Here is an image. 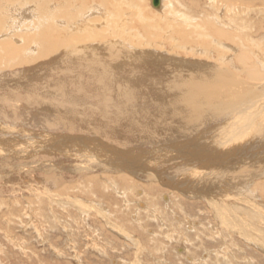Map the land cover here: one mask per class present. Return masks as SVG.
Instances as JSON below:
<instances>
[{"label":"rangeland","instance_id":"1","mask_svg":"<svg viewBox=\"0 0 264 264\" xmlns=\"http://www.w3.org/2000/svg\"><path fill=\"white\" fill-rule=\"evenodd\" d=\"M65 1L43 0V4L39 5L44 13L41 24L43 21L48 20L49 25L47 28L45 27L47 25L43 23L41 26L44 28L41 29V27V30H37L38 25L35 27V21L32 23L27 18H21L22 21L18 20V17L15 18L17 19L15 25L22 26L20 28L17 26L19 31L12 33L11 36L20 40L23 35L28 34L34 37V41L38 39L35 43L33 42L34 45L38 42V46H35L38 53L41 50L52 48L62 50V47H60L62 41L53 39L47 41L50 32L56 33V37L64 39L65 50L58 51L57 57L51 56L46 60L45 62L48 65L42 67L41 64L30 62L28 69H31L20 75L17 72L11 74L10 70H15L13 65L17 64L15 60L23 57V53L20 52L21 55L19 54L18 57H16L17 55L11 57L9 54V57H6L4 55L5 51H3L4 48L0 47V66L2 67L0 69V113L3 115V117L0 116V118L2 117L0 119V129L13 126L16 130L14 133L16 137L12 132L8 134L11 138H14L8 145L0 143L3 148L0 147V264H264V137L259 144L253 139L254 145L257 146L252 150L250 148V152L246 155L241 154L239 151H235L232 153L233 155L226 156L223 159H220L223 156L217 155L219 162L215 163V167L202 166L198 159H194L195 163L192 167H181L183 158L187 157L185 156L187 155L184 152L185 150L182 149L181 152H176L174 155L171 150H164L161 153L162 149L160 148L181 145L185 140L194 138L193 135H196L193 133L194 130L203 129V131H207L206 128L210 127V123L207 119L205 122L202 119L204 115L202 113L206 110L204 109V112L202 110L199 117L189 115L190 119L185 118L187 111L182 104L183 95L179 94L178 96L170 90L169 92L166 91L169 98H162L163 95L161 94L154 102L150 93L154 88H149L152 83L151 81L148 83L149 79H146L144 84H147L145 87L139 86L141 91L139 96L143 98L142 102L137 105L138 111L142 113L140 119L122 124L113 119V114L117 113L119 109L114 108L112 104L108 108L109 104L102 100L103 93L100 92L102 90L97 89L98 85L93 82V76L91 75L89 80L88 76L90 74L86 72L89 70L87 68L89 65V68H91L89 62L96 61L98 65H112L111 71L115 76H119L123 71V66L119 67L120 63V65L123 64L121 58L124 57L123 54L127 53L125 50H130L129 55L131 57L133 53H145L146 57L144 55L143 59H149V62H147L149 64L139 65V68L149 76L151 75L150 77L159 79L165 87L171 88L176 86L182 77L188 76L186 72L191 73L187 70V64L190 63L187 60L192 59L191 57L195 56L194 53L200 59L204 51L200 54L198 50H202L199 48L202 45L204 50L209 48L207 49L208 53L205 50L206 53L204 54H207L209 59L212 56L211 60L206 58L207 62H213L218 58L219 64L229 67L235 73V76L237 75V79L241 77V81L254 82L253 84H255V80L247 74L248 71L238 70V68L246 69V65L238 60V56H240L242 50L247 49L248 51L250 48V52L248 51L250 58H252L250 61H253L258 69L259 65H264V20L262 18L264 17V10H257V7H253L254 12L251 10L249 12L252 13L251 15L248 12L246 13V20L245 17L242 20V17L235 15L234 21L236 20L237 23H232L231 30L235 28L236 31L233 29L230 33L234 35L233 38L235 39L240 35L238 38L243 43L237 45V47L242 50L235 53V55L233 54L231 58H229L230 54L227 55L228 58H222L223 54L215 49L216 46L212 42H208L209 44L205 42L204 44L199 40L197 44V35L191 33L193 28L196 29L191 25V22L199 20L201 18L200 14H213L211 8H207L209 12H206L205 4L207 1L205 0H164V4L166 3L164 12L168 11L167 13H157L151 0H141L142 2L140 0L138 2L137 0H123L124 2L121 0H101V2L100 0ZM120 1L122 4H120ZM194 1L198 4H193ZM103 2H106L105 6H103ZM109 2L110 5H113L110 6ZM114 2L118 3V6ZM128 3L132 6H129ZM197 5L199 9L196 8ZM27 7L25 5L26 9ZM51 7L52 9H50ZM103 8L107 11L104 12ZM108 10H112L110 12L115 11V14L110 12L109 14ZM48 13H51L50 16ZM106 13L109 14L108 18ZM168 13L171 15H168ZM172 15H176L177 18L180 17L179 28L174 24L179 20L176 16L173 18ZM221 15H218L222 17L218 18L220 22L225 19L224 13ZM53 17L56 19L53 20ZM101 19L104 20V24L102 21L101 24L99 22L96 25L91 23L94 20ZM56 20L59 22L58 24ZM175 20L177 21L175 22ZM186 22L188 25L185 24ZM242 23H245V27L242 26ZM181 24L184 25L183 28ZM51 27L55 30H50ZM241 27L244 28V31L239 32L242 29ZM89 28L97 34L100 33L98 36L103 35L105 40L97 38L95 41L88 42V39L86 40L88 32L86 33V31ZM206 28V32L208 31L207 33L213 35L214 31L211 32L212 27ZM245 30H253V34L259 33L253 35L248 32V34ZM84 33L87 34L86 37ZM190 38L193 39L190 40ZM216 38L219 39V36L216 35ZM12 39L9 38L8 40ZM112 39H115V41ZM111 40V43L117 44L114 48L117 50L112 49L113 53L119 54L118 56L121 58L118 56H113V59L110 58L112 52L109 47L100 49L98 44L109 43ZM222 40L230 48L236 46L229 44L226 39L221 38L220 41ZM101 41H104V43ZM96 44L97 47H95ZM179 44L180 46L183 45L184 47H181L185 49L178 46ZM23 45L25 50L30 48V46ZM88 45L90 50L93 49L91 51L94 52L92 55L88 53ZM197 45H199L198 48H195ZM118 46L120 48H117ZM19 47H22V45ZM186 47H190L189 49L193 51V54ZM196 49H198L197 52ZM119 50L124 51V53H118ZM185 52H188V54L186 55ZM26 53L29 54V51ZM26 53L24 55H28ZM120 53L123 56H120ZM33 55L35 56V54ZM170 58L177 62L181 60L186 63L181 66L180 62L179 65L176 62L177 67L174 66L168 70L166 65L172 63ZM217 60L214 63H217ZM129 61L127 62L129 63ZM196 61L198 60L196 59ZM198 63L201 64L200 61ZM38 66L41 68H38ZM63 66L71 74H76L74 84L72 81L70 83L69 79L60 77L61 67ZM132 66L134 65L132 64L126 71L125 82H118L117 80H114V82L119 86L130 85L132 76L137 74V69L134 71ZM199 68H202V66L193 64L190 70L195 71ZM171 69H174V71L172 72ZM138 72L140 73V70ZM260 72L264 73V69H260ZM171 75H174V78ZM88 82L92 87L89 86ZM62 83L67 88L71 85L72 89H81L83 92L82 97L76 95L72 104H68L67 100L61 101L60 95L57 94L59 90L56 89ZM95 89H97L96 92ZM71 91L72 95L66 97L67 99L74 97V92ZM143 92L144 95L142 96ZM65 103L71 105V107H66ZM125 111L124 108L123 111L119 112L123 114L126 113ZM61 114L67 119L65 122L73 123L69 126L76 131L77 138L74 142L68 141L67 144H61L60 142L63 139L52 136H61L62 133L70 131H66L65 129H68L66 127L64 129L58 127ZM42 117L46 118L48 122H45ZM187 119L188 121H186ZM262 119L256 117L254 122L250 124L247 119L242 118L234 129L242 128L239 130L241 131L261 126ZM188 122L191 124L187 125ZM46 123H53L56 126L51 128ZM213 125L214 128L216 126L220 127L223 122L214 123ZM93 129L96 134L92 132ZM22 130L24 136L21 137ZM26 131H30V133H26ZM1 132L0 139H3L0 141L7 140L3 130ZM96 136H98V139ZM45 139H52L46 143L47 146L42 143ZM211 139L214 141V137L207 135L205 140L212 144ZM101 140L104 141L101 142ZM23 143L28 147L31 145L36 146L35 150L37 151L33 155H27L26 152L32 148L27 147L28 150L23 147L22 149L18 148ZM55 143L60 144L54 145ZM105 143L107 147L115 145L114 147L119 150L126 149L125 151H128L126 152L128 156L122 158L123 161L125 160L129 164L126 168L127 171H124V169L113 171L107 170V168L95 169L96 171L90 170L94 166L97 168L99 165L104 166L105 161L101 162L96 155L93 158L89 156L85 158L86 153L89 155L102 154L103 152L97 151L96 147H101ZM42 145L43 148H41ZM88 146L89 148H87ZM135 147L137 150H134ZM90 150L92 153H90ZM154 150H160V152ZM149 151L154 152L150 154V157L145 158V152ZM132 152L137 158L132 156ZM235 154L237 156H234ZM154 159L157 164L153 163ZM223 161H226V163ZM132 162L133 165H130ZM134 165L152 169L150 171L154 173L147 171L150 173L145 172L144 174L147 176L145 175L142 179L141 176L133 174ZM152 166L156 168H152ZM207 173L215 177L211 179ZM107 174L110 175L106 176ZM124 175L129 176L127 180H125ZM218 175H221L222 178ZM154 178H157L155 182ZM205 178L207 179L205 180ZM158 179H160L159 181L162 180V184ZM191 180L194 182H190ZM216 182L217 184H215ZM176 183L181 184L180 188ZM228 188L229 190H227ZM204 191L208 193L207 196ZM219 206L228 207L231 212L233 211L231 214L233 220L225 218L226 221L230 220L226 222L223 218L220 219L221 217L216 210V207ZM244 214H247L249 218Z\"/></svg>","mask_w":264,"mask_h":264},{"label":"bare ground","instance_id":"2","mask_svg":"<svg viewBox=\"0 0 264 264\" xmlns=\"http://www.w3.org/2000/svg\"><path fill=\"white\" fill-rule=\"evenodd\" d=\"M64 1V0H63ZM67 1V0H66ZM65 1V2H66ZM103 1V0H102ZM113 1V0H112ZM122 2H124L123 0H121ZM120 1V2H121ZM192 1V0H191ZM207 1L206 4H205V10L206 12L209 10H207V8H211L213 10V14H200V19L197 20V21H194V22H191L194 27H196V29L193 28V30L191 31L192 35L195 34L197 35L198 37V40L196 41V43L201 40L200 42H203L205 44V42H212V44H214L216 47L215 49L220 52L221 54H223V57L222 58H228V54H230L229 58H231L233 56V54L235 55V53H238L240 50H242L241 48H238L237 45H242L243 42H241V39L238 38L240 35H238L237 33V39L233 38V34H231L230 32L235 28H233L231 30V25L232 23H237L236 20L234 21V18L236 17L235 15L237 14L238 17H242V20H244L243 18L246 15V13L248 12H254V8L253 7H257V10H264V0H205ZM54 2V1H53ZM94 3V1H92ZM101 2V0H100ZM118 2V1H117ZM122 2L120 4H122ZM134 2V1H132ZM131 2V3H132ZM138 2V0H137ZM140 2H142L140 0ZM41 3L43 4V0H0V47L3 49L4 52V55L6 57H9V55L12 57L14 55H17L16 57L19 56L20 52L23 53V57H21L19 60H15V63L16 65L14 66L13 65V68H15V70H10V73L11 74H16L19 73L20 74H23L25 71L31 69L29 68L28 69V65H30L31 63L30 62H34L36 64H41L40 66H45V65H48V63H46L45 61L48 60L49 58L54 57L57 55V52H61V51H64L65 50V46H64V43L65 41H63L64 39H60L59 37H56V33H53V32H50L49 33V38H48V42L50 40H58V41H62L60 42V47H62V50L61 49H56V48H52V49H48V50H41L39 53L35 50V46H38V42L34 45V43L36 41H34V37L32 36H29L28 34H25L21 37V39H16L17 37H12L11 34L14 33V32H18L19 29L17 28V26L20 28V26L22 25H15V23H17V19H15L16 17H18L19 19L18 20H21V18H27L30 22H34L35 21V27L38 25V28L36 27L37 30H41L43 29L44 27H42L41 25L44 23L46 24L47 26H45L46 28L48 27L49 25V21H43L42 24H41V21L43 19V11L41 10L42 8L40 7L41 6ZM64 3V2H63ZM116 3V2H114ZM126 3V1H125ZM124 3V4H125ZM151 3H152V6L154 8H156V12L157 13H162L164 12V9L166 7V3L164 4V0H159V4H154L153 0H151ZM196 3L198 4V2L194 1L193 4L196 5ZM89 4V3H88ZM102 4V3H101ZM106 5V2L104 3L103 2V6ZM118 3H116L117 5ZM127 4V3H126ZM25 5H27V9L25 8ZM40 5V6H39ZM62 5V4H61ZM109 5H110V2H109ZM113 5V4H111ZM110 5V6H111ZM115 5V4H114ZM115 5V6H116ZM129 6H132L131 4L128 3ZM187 5V4H186ZM48 6V5H46ZM118 6V5H117ZM192 6V4H191ZM190 6V7H191ZM33 7V8H31ZM45 7V6H43ZM65 7V6H64ZM89 7V6H88ZM96 7V6H95ZM114 7V6H113ZM140 7V5H139ZM198 7V5L196 6V8ZM203 7V6H202ZM100 8V7H99ZM98 8V9H99ZM106 8V7H105ZM105 8H103L104 12H105ZM109 8V7H108ZM195 8V7H194ZM35 9V10H33ZM49 9V8H48ZM52 9V7L50 8ZM116 9V8H115ZM199 9V7L197 8ZM202 9V8H201ZM90 10V9H89ZM96 10V9H95ZM117 10V9H116ZM190 10V8H189ZM204 10V11H205ZM251 10V11H250ZM46 11V10H45ZM51 11V10H50ZM107 11V10H106ZM112 11V10H110ZM108 10V13L110 12ZM211 11V10H210ZM54 12H56L54 10ZM58 12V11H57ZM115 12V11H114ZM114 12H110L111 14H113ZM168 12V11H167ZM167 12H164V13H167ZM197 12V11H196ZM109 13V14H110ZM224 13V16H225V19L220 22L219 19L222 18L218 15H221ZM242 13H245L244 15H241ZM49 14V13H48ZM51 14V13H50ZM49 14V16H50ZM107 15V18H108V15ZM115 14V13H114ZM170 13H168L169 15ZM181 14V13H180ZM194 14V13H193ZM198 14V16H199ZM218 14V15H217ZM250 15L252 13H249ZM171 15V14H170ZM178 15V14H177ZM217 15V16H216ZM112 16V15H111ZM165 16H167L165 14ZM173 16V15H172ZM176 16V15H175ZM173 16V18L175 17ZM216 16V17H215ZM222 16V15H221ZM34 17V18H33ZM105 17V16H104ZM179 17V16H178ZM188 17V16H187ZM204 17H206V19H204ZM52 18V16H51ZM110 18V17H109ZM123 18V17H122ZM167 18V17H166ZM177 18V16H176ZM175 18V19H176ZM180 18V17H179ZM179 18H177V20H179ZM215 18H219L218 20L215 19ZM263 20H264V17H262ZM56 19L53 17V20ZM100 19V18H99ZM168 19V18H167ZM215 19V20H214ZM247 18L245 17V20ZM60 20V19H58ZM62 20V19H61ZM111 20V19H110ZM166 20V19H165ZM173 20V19H172ZM175 20V22L177 21ZM190 20V19H189ZM194 20V19H193ZM192 20V21H193ZM242 20L240 21V23L242 22ZM262 20V19H261ZM260 20V21H261ZM101 21L103 23V19L101 20H97V21H93L91 23H95L98 24L100 22L101 24ZM181 21V19L179 21H177V23H174L175 25H177L178 27V23ZM252 21V20H251ZM249 21V22H251ZM29 22V23H30ZM55 22V21H54ZM57 24L59 23L57 20H56ZM55 22V23H56ZM167 22V21H166ZM174 22V21H173ZM190 22V21H189ZM245 22V21H243ZM19 23V22H18ZM22 23V22H21ZM108 23V22H107ZM170 23V22H169ZM51 24V23H50ZM54 24V23H53ZM104 24V23H103ZM112 24V23H111ZM184 24V23H182ZM181 24V27L184 26ZM187 24V22L185 23ZM243 27L245 23H242ZM251 24V23H249ZM264 24V23H263ZM188 25V24H187ZM239 25V24H237ZM246 25H247V22H246ZM252 26H254L253 24H251ZM59 27V25H57ZM92 26V25H91ZM101 26V25H100ZM170 26V25H169ZM210 26L212 27V31H214L213 35H210L211 33H207L206 32V27H209ZM235 26V25H234ZM251 26V27H252ZM42 27V28H41ZM238 28V26H236ZM240 27V26H239ZM41 28V29H40ZM45 28V29H46ZM75 28V27H74ZM99 28V26H98ZM179 28V27H178ZM183 28V27H182ZM242 28V27H241ZM240 28V29H241ZM255 28V27H254ZM50 30H55V29H52L49 28ZM160 29V28H159ZM73 30V29H72ZM200 30V32H199ZM209 30V29H208ZM236 31V30H235ZM234 31V32H235ZM244 31V28L241 29V31L239 32H242ZM247 33H251L253 34V30H245ZM261 31V30H260ZM85 32V30H84ZM88 32V33H87ZM210 32V31H209ZM86 33L88 34V37L87 34H85V37H86V40L89 42L91 40H96L97 38L98 39H101L103 40L104 37L103 35L101 36H98V34L100 33H96L94 32L93 29H88L86 31ZM182 33V32H181ZM184 33V32H183ZM248 33V34H249ZM259 32L253 34V35H258ZM84 34H83V39H84ZM187 34V33H186ZM189 34V33H188ZM14 35H18V34H14ZM106 35V33H105ZM185 35V34H184ZM216 35L219 36V39L221 40V38L223 39H226V41L229 43V44H233V45H236L235 47H229L228 44H225L224 41H220L219 39L216 38ZM9 36V37H8ZM187 36V35H186ZM4 37V38H2ZM150 37V36H149ZM157 37V35H156ZM171 37V36H169ZM189 37V35H188ZM193 37V36H192ZM221 37V38H220ZM246 37V36H245ZM9 38H13L12 40H8ZM33 38V39H32ZM111 38V37H110ZM154 38V37H153ZM168 38V37H167ZM182 38V37H181ZM185 38V37H183ZM243 38V37H242ZM264 38V37H263ZM169 39V38H168ZM193 39V38H190V40ZM195 39V38H194ZM82 40V39H81ZM85 40V41H86ZM105 40V39H104ZM115 41V39H112ZM112 40L108 43L106 42L105 44H98L100 49L102 48H107L109 47L110 51L112 52L111 54V57L110 58H114L113 56H118L117 53H113L112 49L113 50H117V49H114L116 47L117 44H113L111 43ZM189 40V39H188ZM219 40V41H218ZM260 40V38H259ZM43 41V39H42ZM46 41V40H45ZM83 41V40H82ZM109 41V40H108ZM113 41V42H114ZM34 42V43H33ZM93 42V41H92ZM104 43V41H101ZM190 42V41H189ZM192 42V41H191ZM247 42V41H246ZM94 43V42H93ZM92 43V44H93ZM149 43V42H148ZM245 43V41H244ZM249 44V42H247ZM252 43V42H251ZM254 43V41H253ZM27 45V46H30V48L28 50H25V48L23 47L24 45ZM198 44V43H197ZM209 44V43H208ZM22 47H19L21 46ZM152 45V44H151ZM155 45V44H154ZM211 45V44H210ZM209 45V46H210ZM213 45V46H214ZM255 45V44H253ZM40 46V45H39ZM44 46V45H43ZM176 46V44H175ZM180 46V44L178 45ZM183 46V45H181ZM180 46V47H181ZM187 46V45H186ZM199 45H197L195 48H198ZM208 46V45H207ZM206 46V47H207ZM220 46V47H219ZM248 46V45H247ZM45 47V46H44ZM97 47V44L96 46ZM124 47V46H123ZM152 47V46H151ZM184 47V46H183ZM181 47V48H183ZM188 47V46H187ZM186 49H189L187 48ZM243 47V46H241ZM34 48V49H33ZM117 48H120L119 46ZM122 48V47H121ZM128 48V47H126ZM180 48V49H181ZM199 48H201L202 50H198L196 49L195 51L197 52H203L204 53H208V50L209 48H206V52L205 50L203 49L202 45L199 46ZM212 48V47H211ZM210 48V49H211ZM33 52H32V50ZM39 49V48H38ZM98 48V50H100ZM123 49V48H122ZM156 49V48H155ZM185 49V48H183ZM213 49V48H212ZM250 49V48H249ZM248 49V51L250 52V50ZM93 50V49H92ZM92 50H90V47L88 45V53H91L90 55H92L94 52H91ZM190 50V49H189ZM245 50V49H244ZM29 51V54L32 56H30L28 53ZM84 51V50H83ZM127 53L123 54L124 57H119L121 58L122 60V65L119 64V67L120 66H123V71H122V74L119 75V76H115V74L111 71V66H108L110 64H108L107 66H103V64L101 65H98V62H94V61H91L89 62L91 64V68L90 65L89 67H87L89 70L86 71L88 72L90 75L88 76V73H87V76L89 77V80H90V77L91 75L93 76V82H96V85H98V88L97 89H101L102 91H100L102 94V100L103 102L105 101L106 104H109L108 105V108H110L109 106L112 104L114 105V108L116 107L117 109H119V111H123L124 108L126 109V113H121V112H115V114H113V119L114 121H118L119 123H129L130 121L132 122H135L140 116L142 113H140L138 111V108H137V105L142 102L143 98H141L139 95L141 93L140 89H139V86H144L147 84H144L146 82V79L148 80V83L149 81H151V86L150 87H153L154 89H152L150 91L151 93V96H153L151 99L154 100H157V97H160V95L162 94L163 97L162 98H165L167 97L166 95V91L169 92L170 91H174V94H182L183 95V99H182V104L184 105V107L186 108V117L185 118H188L190 119L189 115L191 116H198L200 115V113L204 112V109L206 110L202 117V119H204V122L205 120L207 119L208 120V123H210V127H207L206 130L207 131H203V129H199L198 131H195L194 130V134L196 135H193V133H191V135H193L194 138H190L188 139L187 141L185 140V142H182L181 145H178L175 146L176 147H162L160 149L161 150V153L164 152V150H171V153H176V152H181V150H185L184 152L187 153V156L186 158L184 157L183 159V164L181 165V167L183 166H186V167H192L195 163L194 159H198L201 163V165H205L206 167H210V166H214L215 163L219 162V160L217 158V155L219 156H223L221 157L220 159H223L224 157L226 156H231L233 155L232 153H234L235 151H239L241 154H247L248 152H250V148L251 150L252 149H255L257 145H254L255 142H253L254 140H256V142L261 143L263 141V137H264V73L260 72V69H264V65H259V69L256 67L255 63L252 61H250L252 58H250V53L247 51V49L245 51L242 50V52H240V56H238V60L246 65V69H240L238 68L239 71L242 70V72H247L248 71V75L249 77H251L253 80H255V84H253L254 82H251L249 83L248 81H241V77L239 79L236 78L235 76V73L231 71V69H229V67H224L222 66L221 64H219L218 60H217V63L214 61H210V62H207L206 58H208L207 54H201V58L199 59L196 54L194 53L195 56H192L191 58L192 59H189L187 60V62H190L189 65L187 64V70L190 71L191 73H187L186 74L188 75L187 77H182V79H180L178 81V84H176V86H173L171 88H168V87H165L164 84H161L159 79L157 80V78H152L149 76V74H146V72L142 71L140 68H139V65H145V64H149L147 62H149L148 60L146 59H143V56L145 55L146 57V54H136V53H133L132 57L129 55L130 54V50H125ZM182 51V49H181ZM191 51V50H190ZM118 53L121 52L120 50L117 51ZM132 52V51H131ZM135 52V51H134ZM144 52V51H143ZM193 54V51H191ZM213 52H214V49H213ZM24 53L28 54V55H24ZM41 53V54H40ZM54 53V55H52ZM85 53V52H84ZM121 53H124V51H122ZM120 53V54H121ZM186 53V52H185ZM219 53V54H220ZM9 54V55H8ZM35 54V56L33 55ZM132 54V53H131ZM174 54V53H172ZM188 54V52L186 53V55ZM21 55V54H20ZM40 55V56H39ZM122 54L120 56H123ZM149 55V54H147ZM153 55V54H152ZM203 55V56H202ZM214 56V55H213ZM217 56V55H216ZM57 57V56H56ZM127 57V58H126ZM189 57V56H188ZM193 57H195L198 61H196V59H194ZM209 57H210V54H209ZM27 58V61L25 62ZM118 58V59H119ZM125 58L127 59V61H129V63L125 60ZM161 58V57H160ZM178 58V57H177ZM221 58V59H222ZM31 59L29 62L28 60ZM171 59V58H170ZM212 59V56L209 60ZM208 60V61H209ZM224 60V59H223ZM222 60V61H223ZM237 60V61H238ZM39 61V62H38ZM75 61V60H74ZM101 61V60H100ZM99 61V62H100ZM120 61V59H119ZM160 61V60H159ZM172 63L170 65H166V68L169 70L170 68L176 66V64L179 65V62L181 64V66L183 65V63H186L185 61H181V60H178L177 61H174L172 60ZM195 61V62H193ZM201 62V64H199L198 62ZM238 61V62H239ZM177 62V63H176ZM116 63V66L118 65ZM126 63V64H125ZM132 63L134 66H132V68H134V71H136L137 69V74L136 75H133L132 79L130 80V87L128 86H119L117 83L114 82V80H117L118 82L120 81H123L125 82L126 81V71L129 69V67L132 65L130 64ZM160 63V62H159ZM176 63V64H175ZM222 63V62H221ZM66 64V63H65ZM193 64H197V65H200L202 66V68H199L195 71H191L190 68L193 66ZM161 65V64H160ZM226 65V64H225ZM229 65V64H228ZM38 66V68L40 67ZM103 66V67H102ZM115 66V67H116ZM138 66V67H136ZM181 66L179 67L181 69ZM185 66V65H184ZM190 66V67H189ZM234 67L236 65H233ZM232 66V67H233ZM119 67H116V68H119ZM177 67V66H176ZM248 67H250V69L252 70L250 72V69H248ZM16 68H19V69H16ZM41 68V67H40ZM72 68V67H71ZM125 68V69H124ZM162 68V67H161ZM0 69H2V67L0 66ZM62 69V72H61V75L60 77L62 79H69V82L74 84L73 81L76 80L75 76L76 74H71L70 72H68L67 70H65L64 66L61 67ZM99 69V70H98ZM145 69V68H144ZM237 69V68H236ZM138 70H140V73L138 72ZM146 70V69H145ZM172 70V69H171ZM179 70V69H178ZM233 70V69H232ZM67 71V72H66ZM71 71H73L71 69ZM100 71V72H99ZM163 71V70H162ZM174 71V69L172 70V72ZM149 72V71H147ZM176 72V71H175ZM241 72V73H242ZM85 73V72H84ZM160 73V72H159ZM178 73V72H177ZM182 73V71H181ZM2 74V73H1ZM161 74V73H160ZM164 74V73H163ZM238 74V73H237ZM162 75V74H161ZM243 75V74H242ZM241 75V76H242ZM1 76V75H0ZM23 76V75H22ZM86 76V75H85ZM154 76V75H153ZM164 76V75H163ZM174 75H171L172 78ZM177 76V75H176ZM175 76V77H176ZM181 76V75H180ZM183 76V75H182ZM186 76V75H185ZM240 76V75H239ZM82 77V76H81ZM80 77V78H81ZM115 77H117V79H115ZM170 77V76H169ZM79 78V76H78ZM142 78V79H141ZM187 78V79H186ZM92 79V78H91ZM161 79V78H160ZM185 79V80H183ZM247 79V78H246ZM250 79V80H252ZM95 80V81H94ZM177 80V79H176ZM243 80V79H242ZM80 82V80H79ZM140 82H143L142 84H138ZM172 82V81H171ZM61 83V82H60ZM89 83V82H88ZM174 83V82H173ZM176 83V82H175ZM93 84V83H92ZM138 84V85H136ZM171 84V83H170ZM3 85V84H2ZM136 85V87H135ZM89 86L90 83H89ZM148 86V85H147ZM170 86V85H169ZM92 87V86H91ZM73 87L70 85L69 88H67V86L62 83V85H58V89L56 90H59V94L60 95V100L61 101H64V100H67L68 104H72V102H74L75 100V96L76 95H82V91L81 89L79 88H75V89H72ZM95 89L94 91L96 92ZM99 89V90H100ZM159 89H160V92H159ZM73 90V94H74V97L72 98H69L67 99L69 96L72 95V91ZM99 95H101L99 93ZM144 95V92L142 93V96ZM67 97V98H66ZM82 97V96H81ZM80 98V97H79ZM169 98V97H167ZM78 99V98H77ZM173 99V98H172ZM184 100V101H183ZM180 101V100H179ZM175 102V101H174ZM151 103V102H150ZM68 104H64L66 107L70 108L71 105H68ZM1 105V104H0ZM5 106V104H3ZM152 105V104H151ZM157 105V104H156ZM142 106V105H141ZM140 106V107H141ZM159 106V105H158ZM64 107V106H63ZM183 107V106H182ZM113 108V109H114ZM143 109V107H141ZM179 108V107H178ZM116 109V110H117ZM179 110V109H178ZM184 110V109H183ZM209 111V113H207ZM108 112V111H107ZM137 112H139L138 114H136ZM144 112V111H143ZM252 112V113H251ZM147 113V112H146ZM253 113H256L255 115H252ZM145 114V113H144ZM143 114V115H144ZM148 114V113H147ZM162 115V114H161ZM0 116L3 117L2 113H0ZM1 117V118H2ZM112 117V116H111ZM146 117V116H145ZM180 117V116H179ZM178 117V118H179ZM247 117V118H246ZM260 119V118H263L262 119V122H261V126H255L253 128H249V129H245V130H241L239 131L240 129L236 130L234 129L235 126H237L238 122L240 120H242V118H245L247 119V122H249L250 124L252 122H254V120L256 119ZM0 118V119H1ZM45 122H48L46 118L42 117ZM60 120H59V125L58 127H62V129H64L65 127L68 128V129H65L66 131L67 130H70L68 133H62L61 136H55V135H52L53 137H58L59 139H63L60 143H64V144H67L69 143L68 141H72L74 142L75 141V138H77L75 135V130H73V127H70L69 125H72L73 123H68V122H65L67 119L64 117L63 114L60 115ZM108 118V117H107ZM150 118V117H149ZM193 118V117H192ZM38 119V118H37ZM140 119V118H139ZM188 119L186 121H188ZM56 120V119H54ZM195 120V119H194ZM42 121V120H41ZM104 121V119H103ZM192 121V120H191ZM244 121V120H243ZM92 122V121H91ZM113 122V120L111 121V123ZM152 122V121H150ZM195 122V121H194ZM193 122V123H194ZM223 122V125L222 126H216V128H214V123H222ZM110 123V122H109ZM108 123V124H109ZM117 123V122H116ZM49 126L54 127L56 126V124H53V123H46ZM107 124V125H108ZM121 124V125H122ZM177 124V123H176ZM191 123L188 122L187 125H189ZM195 124V123H194ZM248 124V123H247ZM115 125V124H114ZM111 126H113L111 124ZM117 126V125H116ZM193 126V125H192ZM250 126V125H249ZM47 127V128H48ZM134 127V126H133ZM189 127V126H188ZM114 128V127H113ZM195 128V127H194ZM248 128V127H247ZM50 129V128H49ZM120 129V128H119ZM1 130H3V132L6 134L7 136V140L5 141H0V143H5V145H8L14 138H11L8 134L9 133H15L16 130L13 126H8V127H2L0 129V132ZM18 130V129H17ZM26 130V129H25ZM108 130V129H107ZM247 130V131H246ZM23 131V130H22ZM95 130L93 129L92 132H94ZM103 131V130H101ZM244 131V132H243ZM30 131H26V133ZM139 132V131H138ZM168 132V131H167ZM203 132V133H202ZM211 132V133H210ZM2 133V132H1ZM18 133V132H17ZM21 133V132H20ZM28 133V134H29ZM34 133V132H33ZM95 133V132H94ZM3 134V133H2ZM35 134V133H34ZM89 134V133H88ZM96 134V133H95ZM102 134V133H101ZM107 134V133H106ZM182 134V133H181ZM203 134V135H202ZM19 135V134H18ZM27 135V134H25ZM44 135V134H43ZM48 135V134H47ZM100 135V134H99ZM206 135V136H205ZM207 135L211 136L212 138L214 137V141L211 142L212 144H210V142L208 140H205L207 138ZM9 136V137H8ZM15 136V134H14ZM12 136V137H14ZM20 136H24V131H23V134H20ZM30 136V135H29ZM37 136H38V133H37ZM35 136V137H37ZM179 136V135H178ZM5 137V136H4ZM16 137V136H15ZM31 137V136H30ZM97 139H98V136H96ZM139 137V136H138ZM187 137V136H186ZM19 138V136L17 137V139ZM41 138V137H40ZM45 138V137H44ZM48 138V136H47ZM89 138V137H88ZM101 138V137H100ZM3 139V138H1ZM0 139V140H1ZM26 140H28L27 138H25ZM30 139V138H29ZM107 139V138H106ZM168 139V138H167ZM254 139V140H253ZM31 140V139H30ZM42 140V138H41ZM40 140V141H41ZM52 139H45V141H42V143H45V146L46 143L50 142ZM80 140V138H79ZM109 140V139H108ZM35 141V140H34ZM90 141V140H88ZM104 141V140H103ZM101 140V142H103ZM37 142V141H36ZM66 142V143H65ZM178 142V141H177ZM38 143V142H37ZM41 143V144H42ZM60 143H55L54 145H58ZM91 143V141H90ZM95 143V141H94ZM98 143V142H97ZM109 143V141H108ZM107 143V144H108ZM253 143V144H252ZM13 144V143H11ZM15 144V143H14ZM33 144V143H32ZM93 144V143H92ZM96 144V143H95ZM179 144V143H177ZM72 145V144H71ZM91 145V144H90ZM109 145V144H108ZM135 145V144H134ZM15 146V145H14ZM13 146V147H14ZM18 146V145H17ZM111 146V148H110ZM110 146H106V143L105 145H101V147H96V150L97 151H101L103 152L102 154H92V155H89L86 153L85 155V158H88V156L90 158H93L94 155H96L97 157H99L100 161H105V163L103 164L104 166H101L99 165L98 168L97 167H92L90 170L91 171H96L95 169L97 170H101V169H106L107 170H123L124 171H127L126 168L129 166V164H127V162H125V160L123 161L122 158L124 159L126 156H128V154H126V152L128 151H125V150H119L117 149V147L115 148L114 146L110 145ZM118 146V145H116ZM151 146V145H150ZM170 146V145H169ZM259 146V145H258ZM264 146V145H263ZM0 147L2 148V146L0 145ZM25 148L27 149L28 146H25L24 143L23 145H19L18 148H21L22 149ZM32 148V149H29V151L26 152L27 155H33L35 153V150L36 149V146L33 147V145L29 146L28 148ZM44 146L42 145L41 148H43ZM93 147V146H92ZM120 147V146H118ZM161 147V146H160ZM245 147V148H243ZM0 148V149H1ZM17 148V147H16ZM17 148V150H18ZM40 148V147H39ZM38 148V149H39ZM46 148V147H45ZM89 148V146L87 147ZM114 150H113V149ZM185 148V149H184ZM3 149V148H2ZM47 149V148H46ZM136 149V147L134 148V150ZM143 149V148H142ZM140 149V150H142ZM153 149V148H152ZM28 150V149H27ZM137 150V149H136ZM14 151V150H13ZM16 151V149H15ZM41 151V150H40ZM146 151V150H145ZM156 151V150H154ZM154 151H149V152H145V158L147 157H150V154H152ZM96 152V151H95ZM137 152V151H136ZM156 152H160V150L156 151ZM169 152V151H168ZM239 152H237V154H239ZM90 153H92V151L90 150ZM139 153V152H137ZM170 153V152H169ZM184 153V154H185ZM130 154V153H129ZM141 154V153H140ZM160 154V153H159ZM172 154V155H173ZM225 154V155H223ZM237 154H235L234 156H237ZM38 155V153H37ZM131 155V154H130ZM138 155V154H137ZM158 155V154H157ZM167 155V154H166ZM175 155V154H174ZM125 156V157H124ZM132 156H134L135 158H137L135 156V154H133L132 152ZM142 156V155H140ZM164 156H165V153H164ZM169 156V155H168ZM181 156V155H180ZM233 156V157H234ZM31 157V156H30ZM153 157V156H152ZM159 157V156H158ZM161 157V156H160ZM159 157V158H160ZM18 158V157H17ZM20 158V157H19ZM129 158V157H128ZM127 158V160H128ZM132 158V157H131ZM163 158V157H162ZM179 158V157H178ZM11 159V158H10ZM130 159V158H129ZM143 159V158H142ZM139 160V159H138ZM155 160V159H154ZM153 160V163L157 164L156 160L154 161ZM159 160V159H158ZM162 160V159H161ZM166 160V159H165ZM89 161V160H88ZM137 161V160H135ZM134 161V163H135ZM141 161V160H139ZM150 161V160H149ZM163 161V160H162ZM161 161V162H162ZM178 161V160H177ZM221 161V160H220ZM99 162V161H98ZM142 162V161H141ZM144 162V161H143ZM160 162V161H159ZM158 162V163H159ZM192 162V164H190ZM226 163V161H223ZM130 163V162H129ZM137 163V162H136ZM145 163H146V160H145ZM144 163V165H145ZM138 164V163H137ZM140 164V163H139ZM142 164V163H141ZM147 164V163H146ZM153 164V165H154ZM130 165H133V162L132 164ZM140 166V165H139ZM136 166L134 165L133 169H134V173L133 174H136V175H139L142 177V179L145 177L146 174H144L145 172L148 173L147 171H150L152 169H145V168H142L141 166ZM143 166V165H142ZM155 166V165H154ZM158 166V165H157ZM148 167V166H147ZM215 167V166H214ZM152 168H156V167H153ZM183 169V168H182ZM195 169V168H194ZM215 169V168H214ZM158 170V169H157ZM219 170V169H218ZM133 171V170H132ZM155 171V170H154ZM210 171V170H209ZM129 172V171H128ZM127 172V173H128ZM151 172V171H150ZM149 172V173H150ZM211 172V171H210ZM209 172V173H210ZM148 173V174H149ZM151 173H154V172H151ZM209 173L208 176L210 175ZM125 174V173H124ZM132 174V175H133ZM110 174H107L106 176H108ZM205 175V174H204ZM214 175V173H213ZM90 176V175H89ZM120 176V175H119ZM147 176V175H146ZM222 178L221 175H218ZM122 177V176H121ZM125 177V180L128 179V177L126 175H124ZM154 177V176H153ZM152 177V178H153ZM207 177V176H206ZM212 177H215V176H211L209 178L212 179ZM107 178V177H106ZM218 178V177H217ZM195 179V178H193ZM207 178H205L206 180ZM210 179V180H211ZM219 179V178H218ZM155 180H157V178L155 179L154 178V182ZM160 179H158L159 181ZM185 180V179H184ZM203 180V181H205ZM217 180V179H216ZM215 180V181H216ZM162 181V180H161ZM159 181L161 184L162 182ZM170 181V180H169ZM187 181V180H186ZM184 181V182H186ZM193 180H191L190 182H192ZM213 183L214 181L211 180ZM124 182V181H123ZM165 182V181H164ZM180 183V181H178ZM194 182V181H193ZM192 182V183H193ZM206 182V181H205ZM172 183V182H170ZM183 183V182H182ZM196 183V182H195ZM252 183V182H251ZM152 184V183H151ZM169 184V183H168ZM178 184V183H176ZM197 184V183H196ZM217 184V182L215 183ZM219 184V182H218ZM153 185V184H152ZM155 185V184H154ZM179 185V184H178ZM181 185V184H180ZM180 185H179V188H180ZM187 185V184H186ZM198 185V184H197ZM200 185V184H199ZM185 186V185H184ZM202 186V185H200ZM213 187L215 186L214 184L212 185ZM168 187V186H167ZM191 187V186H189ZM199 187V186H198ZM175 188V187H174ZM195 188V187H194ZM211 188V187H210ZM230 188V187H229ZM229 188L227 190H229ZM177 189V188H176ZM182 189V188H181ZM189 189V188H188ZM193 189V188H192ZM203 189V188H202ZM205 189V188H204ZM226 189V188H224ZM197 190V189H196ZM207 190V189H206ZM210 190V189H209ZM214 190V189H213ZM216 190V189H215ZM219 190V189H218ZM140 191V190H139ZM182 191V190H181ZM195 191V190H194ZM199 191V189H198ZM185 192V191H184ZM197 192V191H196ZM201 192V191H200ZM205 192V191H204ZM211 192V190H210ZM215 192V191H214ZM183 193V192H182ZM190 193V192H189ZM207 193V192H205ZM188 194V193H187ZM193 195V193H192ZM204 195V194H203ZM202 195V196H203ZM206 196L208 195L205 194ZM215 195V194H214ZM210 196V195H209ZM213 197V196H212ZM210 198V197H208ZM239 198V197H238ZM243 198V197H241ZM245 198V196H244ZM211 199V198H210ZM217 199V198H216ZM225 199V198H224ZM239 200H242V199H239ZM212 201V200H211ZM216 202V200H214ZM245 201V200H244ZM214 202V203H215ZM246 202V201H245ZM247 203V202H246ZM145 206V205H144ZM251 207V206H249ZM147 208V207H146ZM253 209V208H252ZM263 209V208H262ZM191 210V209H190ZM216 210L219 214V216L221 217L220 219H224L226 221L225 218H229V219H232L233 217L231 216L232 212L230 209H228V207L224 208V206H219V207H216ZM257 212V211H256ZM237 214V213H236ZM240 215V214H239ZM246 215L247 217V214H244V216ZM218 216V217H219ZM235 216V215H234ZM263 216V215H262ZM236 217V216H235ZM249 218V217H247ZM228 219V220H229ZM227 220V221H228ZM233 220V219H232ZM221 221V220H220ZM224 221V222H225ZM226 221V222H227ZM230 221V220H229ZM235 221V219H234ZM225 224V223H224ZM233 224V223H232ZM227 225V224H226ZM250 226V225H249ZM225 227V226H224ZM219 254V253H218ZM192 259V258H191ZM229 260V259H228Z\"/></svg>","mask_w":264,"mask_h":264},{"label":"water","instance_id":"3","mask_svg":"<svg viewBox=\"0 0 264 264\" xmlns=\"http://www.w3.org/2000/svg\"><path fill=\"white\" fill-rule=\"evenodd\" d=\"M154 4H159V0H153Z\"/></svg>","mask_w":264,"mask_h":264}]
</instances>
